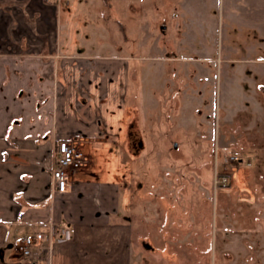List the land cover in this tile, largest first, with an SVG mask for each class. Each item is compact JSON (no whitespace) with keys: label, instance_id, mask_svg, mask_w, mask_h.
I'll list each match as a JSON object with an SVG mask.
<instances>
[{"label":"rangeland","instance_id":"1","mask_svg":"<svg viewBox=\"0 0 264 264\" xmlns=\"http://www.w3.org/2000/svg\"><path fill=\"white\" fill-rule=\"evenodd\" d=\"M0 13L6 51L118 60V139L87 144L129 240L117 264H264V0H0Z\"/></svg>","mask_w":264,"mask_h":264},{"label":"crops","instance_id":"2","mask_svg":"<svg viewBox=\"0 0 264 264\" xmlns=\"http://www.w3.org/2000/svg\"><path fill=\"white\" fill-rule=\"evenodd\" d=\"M3 38L0 264H117L124 252L129 261V240L125 233L115 232L109 219L102 173L93 168L96 162L87 146L118 139L125 82L110 64L116 66L118 60L83 63L51 52L36 56L9 52ZM58 140L70 142L88 156L87 165L73 175L71 190L64 193L55 190L51 174ZM49 224L57 229L53 240L61 239L63 229L70 232L69 239L53 241L49 253L33 260L23 257L19 242L41 234L48 243ZM105 237H117L119 242L101 245Z\"/></svg>","mask_w":264,"mask_h":264},{"label":"built area","instance_id":"3","mask_svg":"<svg viewBox=\"0 0 264 264\" xmlns=\"http://www.w3.org/2000/svg\"><path fill=\"white\" fill-rule=\"evenodd\" d=\"M88 158L68 141L58 140L54 148L53 165L51 168L52 182L57 192H69L72 188L73 175L87 165ZM225 181V179H223ZM47 242L44 237L37 234L34 237H26L19 242V250L23 257L33 260L43 252L49 253L53 241L64 242L69 239L70 232L62 230L61 239L53 240L56 226L48 225Z\"/></svg>","mask_w":264,"mask_h":264},{"label":"flooded vegetation","instance_id":"4","mask_svg":"<svg viewBox=\"0 0 264 264\" xmlns=\"http://www.w3.org/2000/svg\"><path fill=\"white\" fill-rule=\"evenodd\" d=\"M129 136H131V135H129ZM135 139V141H137V142H132V145L135 147V149H137L138 148V144H139V142H140V140H137L136 138H134ZM142 149V148H141ZM140 149V150H141Z\"/></svg>","mask_w":264,"mask_h":264},{"label":"water","instance_id":"5","mask_svg":"<svg viewBox=\"0 0 264 264\" xmlns=\"http://www.w3.org/2000/svg\"><path fill=\"white\" fill-rule=\"evenodd\" d=\"M143 147V144L142 142L140 141L139 144H138V149H141Z\"/></svg>","mask_w":264,"mask_h":264}]
</instances>
